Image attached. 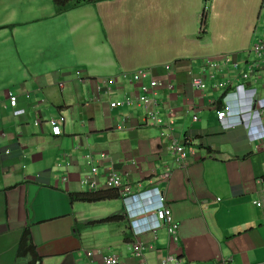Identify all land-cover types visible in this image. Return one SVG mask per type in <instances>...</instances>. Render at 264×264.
<instances>
[{"label":"crops","instance_id":"obj_1","mask_svg":"<svg viewBox=\"0 0 264 264\" xmlns=\"http://www.w3.org/2000/svg\"><path fill=\"white\" fill-rule=\"evenodd\" d=\"M0 28V264H264V114L227 130L217 119L238 86L264 109V70L250 71L264 0H105L60 16L52 0H0ZM139 70L172 85L156 90L159 124L141 105L110 109L148 85L121 78ZM92 167L99 192L111 171L136 195L160 190L177 240L164 227L135 235L120 197L71 202L93 193Z\"/></svg>","mask_w":264,"mask_h":264},{"label":"built area","instance_id":"obj_2","mask_svg":"<svg viewBox=\"0 0 264 264\" xmlns=\"http://www.w3.org/2000/svg\"><path fill=\"white\" fill-rule=\"evenodd\" d=\"M251 51L256 56L254 64L251 66V73H254L256 70L263 71L264 38L254 43ZM207 66V69L215 70L217 69L218 65L213 62H209ZM236 66L237 65L235 63V67ZM121 78L123 80L132 79V81L137 84H141L144 81H149V83L146 86L141 85L140 94L127 97L122 101L112 102L110 104V109L131 108L141 105L145 111L146 117L150 121L159 124L161 121L158 119V112L155 111V107L158 103L154 99V96L156 95V90L159 88L166 87L168 90H170L172 88L170 82H163L152 78L151 73L148 70H139L131 74V76L123 73L121 74ZM190 83L194 89H206V84L201 77H191ZM105 84L107 88L110 89L112 86H114L115 82L111 80L107 81ZM228 85L229 82L223 83L219 86L227 88ZM216 87H218V85ZM7 97L9 106L12 108L14 116L20 117L23 115L24 110L18 107V97L12 92H8ZM255 98L256 91L246 90L244 86H238L232 93L224 95L222 98L224 107L222 110L217 112V119L220 122L221 127L227 130L237 124L245 125L246 123L259 121L260 115L264 114V109L261 110L262 113H260L261 111L253 109ZM234 104H236L237 109L234 108ZM194 121H197L196 117H194ZM64 122L65 118L61 116L53 118L48 122V125L51 129V134L54 137L61 136V126ZM169 128H171V126H169ZM164 135L165 133L162 132L161 136L163 137ZM261 146L264 148V141H262ZM170 149L174 153L178 163L186 159L185 149L179 146L176 142H172ZM102 157L104 158V156ZM86 159L89 161L90 156H87ZM82 183L87 186L91 192H99L97 168L92 167L90 173L83 178ZM104 189L116 191L120 198L123 199L124 203L126 204L127 216L130 220H132L131 223L133 225V232L135 235L155 231L164 227L167 229L169 236L177 240L176 234L178 226L177 224L172 223L171 211L166 205L165 199L160 190L153 189L136 195L130 186L123 184L121 176L114 171H111L106 175ZM257 206H260V203H257ZM151 207L152 209H150ZM134 248V254L136 258L141 259L142 248H140L139 245H135ZM103 261L105 264H119L117 256L113 255L105 256ZM139 264L144 263L140 262ZM160 264H181V260L174 257H169L165 260H162Z\"/></svg>","mask_w":264,"mask_h":264},{"label":"trees","instance_id":"obj_3","mask_svg":"<svg viewBox=\"0 0 264 264\" xmlns=\"http://www.w3.org/2000/svg\"><path fill=\"white\" fill-rule=\"evenodd\" d=\"M105 0H52L53 6L55 8V15L60 16L72 10L87 6V5H94ZM15 25L5 26V28H12ZM2 29V28H0ZM120 197L116 191H105V192H98V193H89V194H74L70 195L71 202H79V203H88L94 204L99 203L107 200H111L114 198ZM116 219V218H115ZM110 220H104L99 223H108ZM27 234V233H26ZM23 239L21 243V248L24 249V245L27 242V238ZM27 251H30V247L28 245ZM28 264H37L36 259L31 261Z\"/></svg>","mask_w":264,"mask_h":264},{"label":"rangeland","instance_id":"obj_4","mask_svg":"<svg viewBox=\"0 0 264 264\" xmlns=\"http://www.w3.org/2000/svg\"><path fill=\"white\" fill-rule=\"evenodd\" d=\"M55 9V8H54ZM257 94V93H256ZM259 94H261V92H259ZM257 96V95H256ZM262 101H264V98H261Z\"/></svg>","mask_w":264,"mask_h":264},{"label":"clouds","instance_id":"obj_5","mask_svg":"<svg viewBox=\"0 0 264 264\" xmlns=\"http://www.w3.org/2000/svg\"><path fill=\"white\" fill-rule=\"evenodd\" d=\"M150 209H152V207L150 208ZM137 218V217H136ZM135 226V225H134ZM132 229H133V225H132Z\"/></svg>","mask_w":264,"mask_h":264}]
</instances>
